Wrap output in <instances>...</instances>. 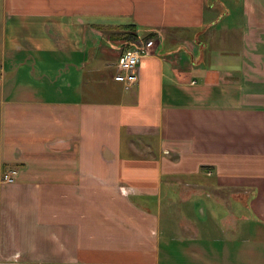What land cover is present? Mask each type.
<instances>
[{"label": "crops", "instance_id": "0c3cea01", "mask_svg": "<svg viewBox=\"0 0 264 264\" xmlns=\"http://www.w3.org/2000/svg\"><path fill=\"white\" fill-rule=\"evenodd\" d=\"M252 233L264 0H0V264H264Z\"/></svg>", "mask_w": 264, "mask_h": 264}, {"label": "built area", "instance_id": "2783aa9c", "mask_svg": "<svg viewBox=\"0 0 264 264\" xmlns=\"http://www.w3.org/2000/svg\"><path fill=\"white\" fill-rule=\"evenodd\" d=\"M155 44L153 38H149L145 43L135 46L125 47L117 56L114 78L121 81L125 86L132 85L138 80V67L142 58L147 54L148 47ZM17 169L12 167L4 171L2 175L3 181H12Z\"/></svg>", "mask_w": 264, "mask_h": 264}, {"label": "rangeland", "instance_id": "374dc122", "mask_svg": "<svg viewBox=\"0 0 264 264\" xmlns=\"http://www.w3.org/2000/svg\"><path fill=\"white\" fill-rule=\"evenodd\" d=\"M210 2L211 3H214V0H210ZM153 28H156V27H152V26H140V32H141V35L142 36H146L148 33H149V31L150 30H153ZM189 30L190 31H188L190 34H189V36L191 37V38H193V36L194 35H192V33L191 32H193V27H190L189 28ZM192 35V36H191ZM235 201V200H234ZM235 202H237V203H239L240 204V201L239 200H236ZM210 205H212V203L209 201V203H205V206L206 207H208V206H210ZM216 205L217 204H215V209L216 210H218L217 208H216ZM219 211V210H218ZM228 211H229V207H228V205H227V203H225V202H222L221 203V213H222V215H227L228 214ZM220 212V211H219ZM207 220V218H205V220L204 221H206ZM253 225V228H256V226H255V222L252 224ZM227 235H220V237H217L216 239H221L222 241H223V239H224V237H226ZM243 236V235H242ZM245 236L246 237H249L254 243H262V244H264V236L263 235H260V234H245ZM255 250H257V249H254V251L253 252H256V254L260 251L261 252V250H260V248L258 249V251H255ZM254 258L255 259H257V257H256V255L254 256ZM253 263H256L255 261L253 262Z\"/></svg>", "mask_w": 264, "mask_h": 264}, {"label": "trees", "instance_id": "16d2710c", "mask_svg": "<svg viewBox=\"0 0 264 264\" xmlns=\"http://www.w3.org/2000/svg\"><path fill=\"white\" fill-rule=\"evenodd\" d=\"M124 27H130V29H129V34H128V37H129V35H133V39L134 40H138V39H142V35H140L139 33H138V31H136V25L134 24V23H125L124 24ZM151 35V33H148L147 35H146V37L147 36H150ZM145 37V36H144Z\"/></svg>", "mask_w": 264, "mask_h": 264}]
</instances>
